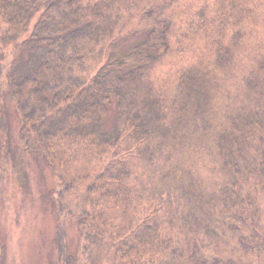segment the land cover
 Returning <instances> with one entry per match:
<instances>
[{
	"label": "trees",
	"instance_id": "16d2710c",
	"mask_svg": "<svg viewBox=\"0 0 264 264\" xmlns=\"http://www.w3.org/2000/svg\"><path fill=\"white\" fill-rule=\"evenodd\" d=\"M250 2L200 10L174 43L161 4L119 58L117 0H0V45L14 48L0 91L6 71L21 151L52 166L59 213L84 239L76 257L59 221L60 264H264V54L250 49L262 7L239 6ZM12 157L0 94V168Z\"/></svg>",
	"mask_w": 264,
	"mask_h": 264
},
{
	"label": "rangeland",
	"instance_id": "374dc122",
	"mask_svg": "<svg viewBox=\"0 0 264 264\" xmlns=\"http://www.w3.org/2000/svg\"><path fill=\"white\" fill-rule=\"evenodd\" d=\"M221 1L223 0H117L118 5L125 7L124 12L126 11L117 32L120 40L117 45L119 58L128 53L133 45L147 38L149 31L154 28L153 20L150 17L151 19L147 21V18L142 19L141 16L158 15L161 12L159 5L167 7L165 14L171 13L174 43L182 30L190 24L198 23L197 14L200 10H209L217 2L222 6ZM253 1L262 8L254 15L258 24L250 49L254 55H259L264 54V0ZM252 2L241 3L239 6L253 7L255 3ZM228 5L229 3H226L222 8L230 9ZM245 23L249 24V21L246 19ZM229 32L233 31L230 29ZM13 51L12 47L4 48L0 45V65L8 67L11 64ZM27 57L28 54L23 52L22 64ZM123 70L127 71L129 68ZM158 70L165 74L168 67H159ZM6 74L5 71L0 94L9 114V136L13 157L6 170L0 168V174L3 175L0 182V255H4L3 264H60L56 239L57 225L61 220L65 221L68 228L70 252L76 257H81V246L84 243L81 229L74 219L76 216L59 213L58 197L62 184L52 166L40 155H25L21 151L19 131L22 120L8 93ZM115 105V102L108 105V114L104 120L105 130L109 133L116 118ZM193 161L196 163L197 159L194 158ZM211 177L212 173L208 171L207 180ZM189 178L191 177L186 176L185 179ZM260 241L256 240L255 245ZM188 263L197 264L190 258Z\"/></svg>",
	"mask_w": 264,
	"mask_h": 264
}]
</instances>
